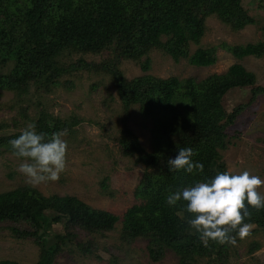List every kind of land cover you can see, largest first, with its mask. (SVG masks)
I'll use <instances>...</instances> for the list:
<instances>
[{
	"label": "trees",
	"instance_id": "obj_1",
	"mask_svg": "<svg viewBox=\"0 0 264 264\" xmlns=\"http://www.w3.org/2000/svg\"><path fill=\"white\" fill-rule=\"evenodd\" d=\"M254 3L264 10V0ZM250 11L243 0H0V96L13 95V103L7 107L17 106L20 117V121L11 120L13 127L34 123L46 138L65 129L72 134L80 121L42 112L39 101L37 113L29 117L32 97L53 94L63 83L71 86L69 79L78 72L108 76L123 113L119 153L142 167L135 203L121 216L94 209L73 196L45 197L34 188L20 187L0 193V230L37 247L35 264H55L62 254H73L72 249L80 259L100 261L94 240L82 243L79 235L104 237L117 225L121 246L142 241L141 251L151 264L160 263L167 254L177 264H228L233 246L209 241L205 247L187 224L192 217L183 211L184 202L169 206L166 197L178 188L209 181L227 171L220 152L229 143L226 128L241 110L238 107L228 113L224 109L227 93L252 87L247 104L264 93V88L253 87L255 76L239 63L249 57L263 58L264 41L190 49L200 44L210 17L232 32L260 26ZM261 31L264 33V27ZM154 50L196 68L214 65L218 50L237 61L226 72L199 82L149 75L127 80L119 66L131 61L147 72V56ZM90 56H102V61H88ZM135 106L151 124L150 151L142 149L126 127L129 111ZM9 128L0 122V155L12 154L9 141L21 132L5 135ZM185 147L193 150L194 163L204 165L203 172L169 169L168 160ZM101 188L107 189L105 181ZM248 210L251 219L246 218L245 223L254 225L252 232L264 229V209L249 206ZM256 249L254 243L249 253ZM114 261L112 258L111 264ZM0 264L18 263L0 260Z\"/></svg>",
	"mask_w": 264,
	"mask_h": 264
},
{
	"label": "rangeland",
	"instance_id": "obj_2",
	"mask_svg": "<svg viewBox=\"0 0 264 264\" xmlns=\"http://www.w3.org/2000/svg\"><path fill=\"white\" fill-rule=\"evenodd\" d=\"M251 14L260 22V26H249L242 31L232 32L214 17L206 21L205 34L198 46H191V51L197 48L208 49L222 43L227 45H246L264 41V10L256 8L254 0H243ZM88 61L100 62L102 56L87 57ZM149 70L142 72L139 64L124 61L119 69L127 80L149 75L167 79L175 77L179 80L194 79L202 81L212 74H222L236 63V59L225 51L218 50L217 61L208 68H196L187 61H173L161 51H151L147 56ZM248 72L255 76L253 87L264 88V57L261 59L245 58L239 61ZM72 83H63L53 94L41 98L32 97L27 115L34 117L37 113V102L42 105L38 110L60 119L76 117L80 122L73 133L64 137L67 141L66 168L57 181H49L33 187L27 183V177L18 168L23 161L12 154L0 155V193L20 187L36 189L45 197L73 196L90 207L104 210L121 216L127 208L135 203L134 192L139 183L142 167L134 163V159L123 157L119 153V139L123 113L114 88L108 76L78 72L69 79ZM252 87L235 89L227 93L222 104L231 113L241 107L233 124L226 128L229 143L220 155L226 170L234 173L248 171L264 179V93L249 104ZM12 93H2L0 96V122L9 125L5 135L20 132L28 123L14 128L11 120L20 121L18 107L8 109L12 105ZM126 127L132 131L139 145L145 151L151 150V124L143 120L135 106L129 111ZM105 181L107 189L101 188ZM264 195V187L259 189ZM254 228L252 229V231ZM238 240L236 246L230 249L228 264H264V229L255 231ZM119 225L104 237L79 235V240L86 243L94 240L99 248L100 261L96 259L83 260L71 253L59 256L55 264H151L141 251L142 241L137 244L122 247L118 239ZM258 249L249 253L254 246ZM39 257L37 247L26 240H16L9 232L0 230V260L14 261L18 264H35ZM157 264H177L172 254H167Z\"/></svg>",
	"mask_w": 264,
	"mask_h": 264
},
{
	"label": "clouds",
	"instance_id": "obj_3",
	"mask_svg": "<svg viewBox=\"0 0 264 264\" xmlns=\"http://www.w3.org/2000/svg\"><path fill=\"white\" fill-rule=\"evenodd\" d=\"M67 134L65 129L46 138L45 133L36 131L34 123H29L17 138L9 141L12 154L23 161L18 170L27 177V183L35 187L59 179L66 168L67 141L64 137ZM192 156L191 148H180L175 158L168 160L169 169L203 172L204 165L194 163ZM261 187H264V179L258 175L229 170L218 172L209 181L170 192L166 203L175 206L184 202L183 211L192 217L187 219V224L199 234L205 247L209 241L236 246L237 239L249 236L254 227L245 223L246 218L251 219L249 206L256 211L264 209Z\"/></svg>",
	"mask_w": 264,
	"mask_h": 264
}]
</instances>
